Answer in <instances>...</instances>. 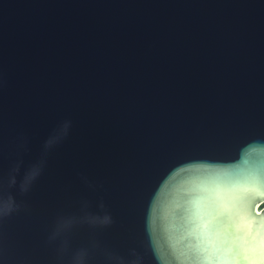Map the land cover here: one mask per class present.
Returning a JSON list of instances; mask_svg holds the SVG:
<instances>
[{"label": "water", "instance_id": "1", "mask_svg": "<svg viewBox=\"0 0 264 264\" xmlns=\"http://www.w3.org/2000/svg\"><path fill=\"white\" fill-rule=\"evenodd\" d=\"M263 205L264 0H0V264H264Z\"/></svg>", "mask_w": 264, "mask_h": 264}, {"label": "flooded vegetation", "instance_id": "2", "mask_svg": "<svg viewBox=\"0 0 264 264\" xmlns=\"http://www.w3.org/2000/svg\"><path fill=\"white\" fill-rule=\"evenodd\" d=\"M263 208H264V205H263ZM260 210H263V209H260Z\"/></svg>", "mask_w": 264, "mask_h": 264}]
</instances>
